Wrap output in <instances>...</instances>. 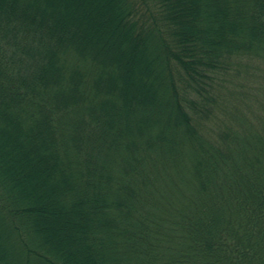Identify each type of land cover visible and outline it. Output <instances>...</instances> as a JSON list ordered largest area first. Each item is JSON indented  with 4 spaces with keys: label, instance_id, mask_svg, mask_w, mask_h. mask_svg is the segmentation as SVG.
I'll return each mask as SVG.
<instances>
[{
    "label": "trees",
    "instance_id": "1",
    "mask_svg": "<svg viewBox=\"0 0 264 264\" xmlns=\"http://www.w3.org/2000/svg\"><path fill=\"white\" fill-rule=\"evenodd\" d=\"M0 264H264V0H0Z\"/></svg>",
    "mask_w": 264,
    "mask_h": 264
},
{
    "label": "rangeland",
    "instance_id": "2",
    "mask_svg": "<svg viewBox=\"0 0 264 264\" xmlns=\"http://www.w3.org/2000/svg\"><path fill=\"white\" fill-rule=\"evenodd\" d=\"M252 84H256V83L253 82Z\"/></svg>",
    "mask_w": 264,
    "mask_h": 264
}]
</instances>
